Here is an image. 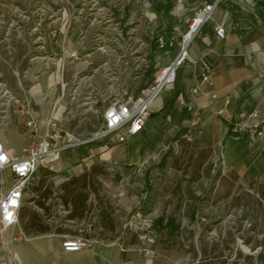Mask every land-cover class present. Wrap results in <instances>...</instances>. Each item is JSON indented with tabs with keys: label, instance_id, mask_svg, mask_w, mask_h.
Listing matches in <instances>:
<instances>
[{
	"label": "rangeland",
	"instance_id": "1",
	"mask_svg": "<svg viewBox=\"0 0 264 264\" xmlns=\"http://www.w3.org/2000/svg\"><path fill=\"white\" fill-rule=\"evenodd\" d=\"M132 9L131 3L123 7L119 0H0V116L12 109L5 104L9 96L20 98L21 86L39 76H53L59 57L54 37L76 28L86 30L85 51L96 48L106 64V104L136 95L147 80L152 57L144 35L149 22L142 18L141 47L132 63L127 13ZM6 120L0 117L2 142L8 133ZM67 130L77 139L91 133L85 128ZM25 131L22 123L18 125L19 135ZM161 141L164 148L154 149L148 155L153 158L135 165L86 157L83 145L56 159L46 157L29 178L21 207L44 213L49 232L63 236L115 240L143 254L146 249L154 254L158 249L183 251L189 254L188 264H264V199L259 194L263 189L247 185L235 194L233 175L222 173L219 159L187 141L179 127ZM92 166L97 170L89 182L97 193L87 187L83 216L69 218L59 186ZM171 169L179 171L177 180L171 178ZM40 181L53 191L45 201L46 213L34 201L38 192L33 188ZM7 183L4 178L3 187ZM169 219L177 226L172 233L164 226ZM58 228L63 231L58 233Z\"/></svg>",
	"mask_w": 264,
	"mask_h": 264
},
{
	"label": "crops",
	"instance_id": "2",
	"mask_svg": "<svg viewBox=\"0 0 264 264\" xmlns=\"http://www.w3.org/2000/svg\"><path fill=\"white\" fill-rule=\"evenodd\" d=\"M211 0H119L132 4L128 11L130 44L136 63V49L140 50L142 28L139 20H148L144 31L153 68L168 64L177 54L182 33L187 23L204 4ZM137 23V24H136ZM216 25L224 28L223 38L215 35ZM86 30L76 28L62 37L55 35L54 52L59 57L55 73L46 78L21 86L20 98L9 96L0 117L7 119L8 132L2 142L10 154L20 156L28 132L19 135L25 117L18 107H29L34 118L51 121L73 130L85 128L92 132L100 126L102 108L108 95L106 64L94 48L85 51ZM93 36L97 34H92ZM96 38V37H95ZM94 38V39H95ZM59 68V71H58ZM206 70L211 81L197 84ZM183 98L184 106L179 102ZM151 116L143 128L126 141L83 145L86 157L123 164H139L149 159L154 149L164 148L161 141L176 127L184 133L190 129L191 142L198 149H209L219 159L222 173L235 175L234 192L247 185L264 187V135L261 138L232 136L228 131L230 117L257 111L264 129V0L221 1L193 36L187 47V56L178 67L175 83L152 100ZM223 115H217V110ZM22 117V118H21ZM82 127V128H81ZM44 125L37 135H41ZM190 142V141H189ZM80 159V157H78ZM78 158H74L78 159ZM153 158V157H150ZM81 160V159H80ZM93 163V161H91ZM7 178V189L12 181L11 172L0 173ZM180 173L171 169V178ZM14 236L15 240L10 241ZM63 235L41 233L25 235L19 222L0 234V264H188L189 254L183 251L158 249L152 258L139 250L122 246L115 240L90 238L77 251H64Z\"/></svg>",
	"mask_w": 264,
	"mask_h": 264
},
{
	"label": "built area",
	"instance_id": "3",
	"mask_svg": "<svg viewBox=\"0 0 264 264\" xmlns=\"http://www.w3.org/2000/svg\"><path fill=\"white\" fill-rule=\"evenodd\" d=\"M221 1L227 0H211L198 9L195 16L189 20L186 31L181 35L179 49L175 57L168 64L154 68L151 81L136 95L124 96L105 104L100 126L86 138H74L62 125L49 118L36 119L32 117L29 107L26 105L18 110V114L25 117L24 126L29 134L25 139L20 156L10 154L0 141V173L8 169L12 174V181L7 189L3 188L4 179L0 177V234L18 223V212L22 206L28 180L46 157L56 159L59 154L69 148L93 142H103L104 148H106L108 143L124 142L143 128L151 116L150 103L164 91L172 88L177 69L187 56L189 42ZM214 32L218 38H223L224 28L222 26L216 25ZM119 35L121 34L118 33ZM210 81L211 72L206 70L200 81L192 86L191 92H197L202 83ZM179 102L187 106V102L183 98H179ZM223 113L222 109L216 111L217 115H223ZM43 125L42 134L37 135ZM228 131L232 136L261 138L264 135L263 124L258 118L257 111L230 117ZM184 138L187 141L193 139L190 129L185 131ZM9 239L12 241L15 240V237L12 236ZM89 239V237L81 235H65L61 241V247L64 251H77L86 246ZM122 250H124L123 246ZM144 255L152 258L154 252L146 249Z\"/></svg>",
	"mask_w": 264,
	"mask_h": 264
},
{
	"label": "trees",
	"instance_id": "4",
	"mask_svg": "<svg viewBox=\"0 0 264 264\" xmlns=\"http://www.w3.org/2000/svg\"><path fill=\"white\" fill-rule=\"evenodd\" d=\"M154 71L153 62H151L148 70L146 81L139 86L138 92L140 89L144 88L152 79V73ZM208 151H210L208 149ZM97 170L96 166H92L89 172H85L78 176H72L66 182L62 183L59 186L60 195L59 197L62 199V203L65 206L69 207V218H81L86 210V201L89 197V192L87 187H91V190L96 194L97 191L92 186V183L89 181L93 179ZM236 177L233 175V180ZM92 181V180H91ZM38 195L36 196L35 204L43 209V212H48L49 208L46 206L45 201L46 199L50 198L53 191L51 190L50 186H43L42 181H40L34 188ZM260 197L264 199V187L262 188ZM44 213L40 214L39 212L32 210L27 211L24 208H20L18 212V222L24 232L25 235H36L41 233H47L50 231V226L45 222ZM157 222H162V219H159ZM169 232H174L177 229V226L173 224L171 219L167 220L166 224L164 225ZM113 228V227H112ZM63 229L58 228L57 232L61 233Z\"/></svg>",
	"mask_w": 264,
	"mask_h": 264
}]
</instances>
